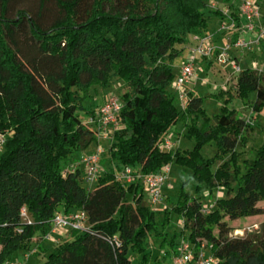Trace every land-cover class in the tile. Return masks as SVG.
<instances>
[{
	"label": "trees",
	"instance_id": "trees-1",
	"mask_svg": "<svg viewBox=\"0 0 264 264\" xmlns=\"http://www.w3.org/2000/svg\"><path fill=\"white\" fill-rule=\"evenodd\" d=\"M26 2L0 0V133L5 136L0 151V264H12L13 252L35 240L36 253L46 252L40 243L52 229L54 214L79 210L87 217L85 230H69L43 264H132L130 255L141 252L138 264H163L158 257H147L146 240L162 233L137 176L159 172L169 162L193 170L194 193L182 189L170 208L182 220L181 241L176 233L166 235V255H176L182 241L195 250L204 241L216 264H264V240L229 237L232 227L226 220L264 213V144L252 160L243 161L241 171L236 148L247 141V119L222 106L209 124L198 94L187 91L179 107L169 89L173 60L183 52L178 45L188 35L207 36L213 15L221 21L229 16L238 24L237 13L205 12L202 0ZM262 76L249 67L236 76L237 96L246 99L255 93L253 111L264 104ZM114 78L125 88L119 97L120 127L108 148L116 164L95 185L87 184L73 155L97 141V135L78 111L93 115L100 105L91 111L83 106L89 87L108 86ZM220 94L232 97L228 90ZM177 122L194 141L191 150L161 148ZM210 142L221 161L214 171L213 159L200 154ZM124 167L131 168V182L118 177ZM218 187L225 192L215 193ZM204 191L214 202L208 210L201 199Z\"/></svg>",
	"mask_w": 264,
	"mask_h": 264
},
{
	"label": "rangeland",
	"instance_id": "rangeland-1",
	"mask_svg": "<svg viewBox=\"0 0 264 264\" xmlns=\"http://www.w3.org/2000/svg\"><path fill=\"white\" fill-rule=\"evenodd\" d=\"M147 1V0H146ZM256 4L261 21L264 23V0H249ZM149 2V0H148ZM204 7L203 10L208 12L210 10H223L230 8L232 11L237 10L238 0H202ZM36 3V0H27L26 4ZM150 3V2H149ZM18 4V2H17ZM22 4H19V6ZM30 6V5H29ZM32 7V6H31ZM53 8L51 5L50 9ZM170 14V13H169ZM46 16L48 12H46ZM220 20L217 16H211L210 22L207 27V34H210L214 40H218L222 32L219 31ZM218 30V31H217ZM245 35V34H244ZM195 40L191 35H188L186 41L179 44V48H183V52L180 56L173 60V77L169 85V89L173 91L175 97H177L172 83L178 76V67L182 61L188 56V49L193 48ZM214 44V43H213ZM225 44V43H224ZM223 46V45H222ZM221 46V47H222ZM215 50H218L217 48ZM219 51V50H218ZM254 51V53H253ZM234 58L240 59L237 64L242 69L252 68L256 71L262 72L264 83V39L260 41L252 49L248 50H233L230 51L228 59L229 61ZM217 55L214 51L209 61L203 59L199 55L195 57V76L185 84V91H194L202 98V109L207 116V123L213 124L214 117L218 114L222 106L235 109L239 115L247 119L250 123V132L244 146H238L236 152L238 153V161L241 171H243V161L252 160L256 155V150L264 144V104L258 111H253L251 108V102L255 98V93L250 92L246 99H242L236 95V73H233L231 64H220L217 61ZM205 61V62H204ZM195 82V84L193 83ZM123 81L119 78H114L108 86H102L100 84H92L89 87L86 98L83 100V106L87 111L96 109L99 105L106 101L110 96L120 97L121 92L125 91L122 86ZM221 90H228L232 97L226 100L225 94H220ZM185 92V93H186ZM180 107V103L177 102ZM79 118L87 126H89L88 113L84 110L78 111ZM201 126V122H199ZM163 139L170 141V150L176 147L180 149L191 150L194 146V141L187 137L184 126L181 122H177L172 125L166 132ZM109 141L97 138V141H92L85 149L77 151L73 155V163L79 164L81 168L83 165L80 163L81 157L84 154L95 151L97 148L101 149L100 153V174H103L106 170H111L115 166L116 162L111 161L109 158ZM217 146L214 142L204 144L200 148V154L204 158L213 159V171L221 163L216 157ZM170 173L167 184L161 189L162 200L155 205H147L154 211V223L157 230L161 232V235L155 236L153 239H147L148 247L146 248L147 257L149 259H155L158 257L163 264H168L171 257L166 255L165 249H168V242L164 240L165 236H173L175 233L177 242L181 241L180 231L182 226V220L178 211L170 209L172 205L177 202L178 196L181 190L191 191L194 193V180L193 170L187 165H181L176 162H169ZM186 181V184L183 182ZM81 183L85 185V182L81 180ZM95 185V184H93ZM215 193L223 194L225 189L218 187ZM144 192L145 200H147L146 192ZM202 202L205 204L206 209H211L214 202L207 196V192L202 193ZM260 206H264V202L260 203ZM166 208L170 209L169 213L166 212ZM227 220L229 226L232 227L229 237H249L255 241L264 240V213L261 215L248 216L236 220ZM66 234L59 236L56 234H47L43 237L40 247L44 248L46 252L36 253L37 240L31 242L26 249H18L12 254V261L18 264H43L46 256L53 251L54 246L64 240ZM201 249L204 254H211L209 246L206 242H202ZM132 264H138L143 258V254H131Z\"/></svg>",
	"mask_w": 264,
	"mask_h": 264
},
{
	"label": "built area",
	"instance_id": "built-area-1",
	"mask_svg": "<svg viewBox=\"0 0 264 264\" xmlns=\"http://www.w3.org/2000/svg\"><path fill=\"white\" fill-rule=\"evenodd\" d=\"M236 13L239 18V23L229 16L227 20H223L219 25V31L225 34L226 42L222 47L217 48L208 36L197 37L194 36L195 45L188 49V56L182 61L176 80L172 83V87L177 94V99L183 107L186 100L185 84L188 83L195 76V57L199 55L203 58L209 59L212 52L217 48V61L220 64H231L233 73L238 74L241 71L239 65L229 61L228 56L233 50H248L256 46L264 39V23L261 21L259 10L255 3L249 0H238ZM225 14V13H224ZM227 13L226 15H228ZM234 34L236 36H234ZM245 34V35H244ZM122 108V102L118 96H110L103 102L88 118V123L96 130L97 138L109 141L115 130L120 127L118 114ZM250 124V123H249ZM5 142V136L0 133V151ZM161 148L170 150V141L163 139ZM100 153L101 149L97 148L95 151L84 154L81 157L80 163L84 169V181L87 184L95 183L100 175ZM75 166H72L74 168ZM170 166L168 164L162 166L159 172L141 174L137 179L142 184L149 205L153 206L162 200L161 189L167 184L169 180ZM118 177L131 182L133 180L132 171L130 167H124ZM21 214L25 216V211L22 208ZM86 214L79 210L73 213L57 212L51 219L52 229L51 234L59 236L65 235L69 230L83 231L86 228ZM202 245V244H201ZM210 248V247H209ZM217 258L213 254H204L201 246L195 250L193 245L188 241H182L179 247V252L174 255L168 264H216ZM12 264H18L12 262Z\"/></svg>",
	"mask_w": 264,
	"mask_h": 264
},
{
	"label": "crops",
	"instance_id": "crops-1",
	"mask_svg": "<svg viewBox=\"0 0 264 264\" xmlns=\"http://www.w3.org/2000/svg\"><path fill=\"white\" fill-rule=\"evenodd\" d=\"M232 10L230 9V8H228V9H225V10H223V13H225V14H227V13H230ZM221 22H224V21H221L220 20V23ZM218 31V30H217ZM207 36H208V38H209V41H211L212 43H214V45L217 47V48H219V47H221L222 45H224V43L226 42V37H225V34H221V36L218 38V40H214L212 37H211V35L210 34H207ZM234 36H236L235 34H234ZM214 51H218V50H214ZM253 53H254V51H253ZM233 55V62H235V63H237L240 59H235L234 58V54H232ZM201 57V56H200ZM203 58V57H202ZM203 59H205V58H203ZM210 59V58H209ZM209 59H207V62L209 61ZM205 62V61H204ZM181 65V64H180ZM180 65H179V67H180ZM179 67H178V70H179ZM194 84H195V82H193ZM162 189H163V186H162ZM143 191H145L144 190V188H143ZM146 202H147V200H146ZM68 234V232H66V235Z\"/></svg>",
	"mask_w": 264,
	"mask_h": 264
}]
</instances>
